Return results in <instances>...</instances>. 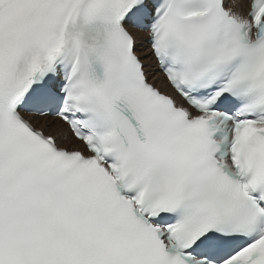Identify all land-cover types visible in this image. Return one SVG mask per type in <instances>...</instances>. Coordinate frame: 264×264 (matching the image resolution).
<instances>
[{
	"label": "snow or ice",
	"instance_id": "1",
	"mask_svg": "<svg viewBox=\"0 0 264 264\" xmlns=\"http://www.w3.org/2000/svg\"><path fill=\"white\" fill-rule=\"evenodd\" d=\"M0 264H264V0H0Z\"/></svg>",
	"mask_w": 264,
	"mask_h": 264
}]
</instances>
